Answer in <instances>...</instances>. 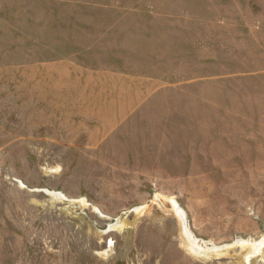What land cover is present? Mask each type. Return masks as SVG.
Wrapping results in <instances>:
<instances>
[{"label":"rangeland","instance_id":"rangeland-1","mask_svg":"<svg viewBox=\"0 0 264 264\" xmlns=\"http://www.w3.org/2000/svg\"><path fill=\"white\" fill-rule=\"evenodd\" d=\"M0 264H264V0H0Z\"/></svg>","mask_w":264,"mask_h":264},{"label":"bare ground","instance_id":"bare-ground-1","mask_svg":"<svg viewBox=\"0 0 264 264\" xmlns=\"http://www.w3.org/2000/svg\"><path fill=\"white\" fill-rule=\"evenodd\" d=\"M172 203H173V206H176L177 202L173 199H171ZM177 207V206H176ZM182 208V207H181ZM180 213V217L182 218L181 219V222L183 225L186 226V229L188 230V233L186 232L185 228L184 229V233L185 235L187 236V239H188V246L189 248L197 253V254H200V255H207L209 256L210 253L212 254H220L222 251L219 249L218 246L216 245H213V246H204V245H201L200 242H198L196 239L193 238L192 236V232L191 230L189 229L187 223H185V220H184V215H183V211L184 209L182 208V211L179 209ZM185 212V211H184ZM192 233V234H191ZM196 238V237H195ZM249 241V240H248ZM243 242V241H241ZM236 243V242H235ZM246 240L243 242V245L246 244ZM197 245V246H196ZM248 246V245H247ZM226 247V245L224 246ZM227 248V247H226ZM228 249V248H227ZM224 252V251H223Z\"/></svg>","mask_w":264,"mask_h":264},{"label":"water","instance_id":"water-1","mask_svg":"<svg viewBox=\"0 0 264 264\" xmlns=\"http://www.w3.org/2000/svg\"><path fill=\"white\" fill-rule=\"evenodd\" d=\"M176 206H177V208L178 209H180L181 211H182V208H181V206L179 205V203L177 202V204H176ZM183 215H184V220H185V223H187V218H186V214H185V212L183 211ZM112 227L113 226H120V224L118 223V222H115L113 225H111Z\"/></svg>","mask_w":264,"mask_h":264}]
</instances>
